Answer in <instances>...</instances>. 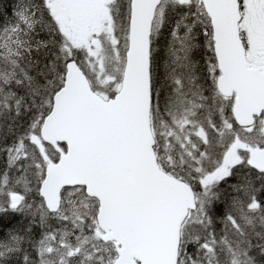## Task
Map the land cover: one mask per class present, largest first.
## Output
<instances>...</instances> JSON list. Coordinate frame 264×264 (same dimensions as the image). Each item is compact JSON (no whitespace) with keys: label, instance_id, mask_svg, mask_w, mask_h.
I'll list each match as a JSON object with an SVG mask.
<instances>
[{"label":"snow or ice","instance_id":"1","mask_svg":"<svg viewBox=\"0 0 264 264\" xmlns=\"http://www.w3.org/2000/svg\"><path fill=\"white\" fill-rule=\"evenodd\" d=\"M12 15L0 264H264V0H17Z\"/></svg>","mask_w":264,"mask_h":264},{"label":"trees","instance_id":"2","mask_svg":"<svg viewBox=\"0 0 264 264\" xmlns=\"http://www.w3.org/2000/svg\"><path fill=\"white\" fill-rule=\"evenodd\" d=\"M17 0H0V25H4L7 23H10L14 17L12 15V9L16 6ZM166 36L167 33H165V37H161L158 47L160 49L161 55H163V47L166 43ZM199 58L198 56L196 57ZM3 167V162L0 161V168ZM234 181H230V183H233ZM227 188V185L224 186ZM24 217L17 216L16 218H13L11 216L5 217L3 224L6 225L8 228H14L19 227L20 224L25 223ZM7 230V229H6ZM39 230H37L38 232Z\"/></svg>","mask_w":264,"mask_h":264}]
</instances>
